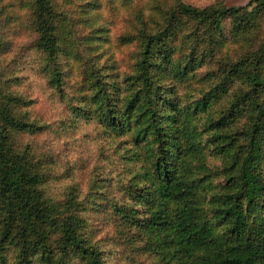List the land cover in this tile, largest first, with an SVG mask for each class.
Returning a JSON list of instances; mask_svg holds the SVG:
<instances>
[{
	"label": "trees",
	"instance_id": "16d2710c",
	"mask_svg": "<svg viewBox=\"0 0 264 264\" xmlns=\"http://www.w3.org/2000/svg\"><path fill=\"white\" fill-rule=\"evenodd\" d=\"M116 1L112 33L99 0H0V264H264V0ZM20 42L57 125L1 71ZM83 127L85 183L41 140Z\"/></svg>",
	"mask_w": 264,
	"mask_h": 264
},
{
	"label": "rangeland",
	"instance_id": "374dc122",
	"mask_svg": "<svg viewBox=\"0 0 264 264\" xmlns=\"http://www.w3.org/2000/svg\"><path fill=\"white\" fill-rule=\"evenodd\" d=\"M101 2V12L103 14L102 25L110 28L112 33H116L122 23V18L127 15L126 8L120 1L116 0H99ZM186 4L194 7H205L218 1H223L228 7L246 6L251 0H182ZM111 37V36H110ZM24 42H20L18 47ZM17 48V47H15ZM25 46H20L16 53V60L10 62V66H6V62H2L1 71L7 72L14 77L15 85L20 86L18 89L25 94L35 99V111L39 114L40 118L57 125L59 121L65 119L67 114L63 111L57 97H54L48 90L46 80L40 73V57L37 52H26ZM111 51H116L115 44L110 48ZM26 53V54H25ZM116 56L120 57V51H116ZM12 56H8V61ZM85 127V126H84ZM77 128V130L69 131V135L63 133V136H56L55 133H46L41 140L46 139L48 147H51L57 156L64 155L61 163L63 171L66 173L69 169H73L74 178L77 182L85 183L88 175L94 172L95 166L103 163L101 157V150L98 145L101 139H97L98 132L94 127ZM57 130V128L55 129ZM88 134L86 139L85 134ZM107 166V164H106ZM121 165H118L114 172L117 176L118 173L123 175ZM72 171V172H73ZM72 175V176H73ZM70 180L63 181L57 185L52 186V189L57 195H60L65 184ZM52 185V184H51ZM113 260V259H112ZM109 264V263H108ZM112 264V263H110Z\"/></svg>",
	"mask_w": 264,
	"mask_h": 264
}]
</instances>
